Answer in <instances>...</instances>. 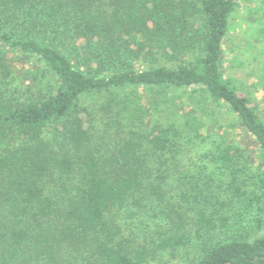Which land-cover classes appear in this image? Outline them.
I'll return each mask as SVG.
<instances>
[{
  "label": "trees",
  "instance_id": "obj_1",
  "mask_svg": "<svg viewBox=\"0 0 264 264\" xmlns=\"http://www.w3.org/2000/svg\"><path fill=\"white\" fill-rule=\"evenodd\" d=\"M239 2L0 0V264H148L193 242V264H264V168L227 143L209 154L223 187L177 172L181 125H147L152 113L116 94L199 88L264 157V121L221 71ZM6 49L36 58L52 82L17 96ZM90 94L105 95L96 136L81 103ZM222 192L238 201L231 215ZM138 213L162 220L149 244L126 232Z\"/></svg>",
  "mask_w": 264,
  "mask_h": 264
},
{
  "label": "rangeland",
  "instance_id": "obj_2",
  "mask_svg": "<svg viewBox=\"0 0 264 264\" xmlns=\"http://www.w3.org/2000/svg\"><path fill=\"white\" fill-rule=\"evenodd\" d=\"M3 53L10 66L12 89L20 98L52 82L51 74L36 58L12 49L3 50ZM221 71L225 78L233 80L242 94L248 96L250 104L264 121V0H240L223 39ZM116 94L119 98L127 95V98L144 105L146 111L152 113L147 123L145 121L147 125L153 121L181 125L177 172L200 179L208 177L212 188L223 187L227 176L209 154L227 143L245 151L244 157L251 170L264 168V157L254 137L238 125L235 115L224 104L211 101L199 88L135 87ZM104 96L90 94L81 99V103L92 111L95 136L105 129L108 121L99 112ZM177 178L178 174L170 178L172 192L175 185H179ZM225 197L227 206L223 211L231 215L238 207V201L222 192V198ZM161 225L162 220L152 218L151 213H138L124 223L126 232L134 233L137 242L146 244L152 242V236ZM260 233H252L250 238ZM199 249L197 242H193L175 253L162 251L148 264H193L200 254Z\"/></svg>",
  "mask_w": 264,
  "mask_h": 264
}]
</instances>
